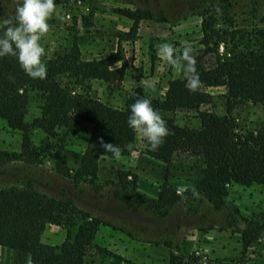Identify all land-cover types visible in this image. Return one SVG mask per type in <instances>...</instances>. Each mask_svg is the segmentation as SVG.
<instances>
[{"label": "trees", "instance_id": "1", "mask_svg": "<svg viewBox=\"0 0 264 264\" xmlns=\"http://www.w3.org/2000/svg\"><path fill=\"white\" fill-rule=\"evenodd\" d=\"M218 1L219 4L211 7L207 0H133L132 6L116 7L114 11L132 21L124 33L129 39L135 38L142 19L171 23L199 15L203 49L193 55L199 83L203 87H224L228 104L225 114L200 110V104L210 103L211 95L200 88L189 91L185 78L170 79L163 98H152L136 87L127 93L121 106H112L84 92L85 83L92 79L107 83L111 89L121 88L126 60L120 47L103 57L82 59L74 42L48 60L47 75L42 80L30 78L15 57H0V120L7 127L21 132L20 150H0V164L13 160L29 164L39 162L43 146L34 144L33 130L46 134L45 146H51L49 138L63 131V137L58 136L62 141L59 152L64 135L79 121L88 125L80 158L73 167L58 166L57 171L75 185L81 182L94 185L98 179L100 157H113L110 152H105L101 139L119 145L122 149L120 156L133 151L136 133L128 127L126 120L129 105L141 95L150 98L153 107L162 111L198 109L197 127L179 125L172 116L162 115L167 121L169 135L156 151H148L144 146L145 154L161 161L166 168L178 151L202 158L199 179L190 188L182 189L183 195L193 199L201 195L213 210L219 212L226 208L230 184L264 185V122L254 130L238 132L230 115L231 100L245 98L264 104V27L256 31L259 36L253 45L240 46L236 40L238 30L233 28L231 17L234 3L231 0ZM11 16L13 14H8L0 0V19ZM260 22L264 25V15ZM207 54L214 58L210 66L203 61ZM33 93L40 100L39 114L28 120ZM128 175L131 180L127 179ZM116 185L121 186L122 192L115 191V194L124 202L153 209L162 215L183 198L178 193L180 188L173 186L168 179L167 172L156 196L140 191L136 174L128 171H119ZM235 214L245 224L239 232L243 246L247 247L264 232V205L257 218L244 217L238 208L228 215ZM49 223L66 229L59 244L41 239ZM102 224L99 216L80 209L72 199L49 195L30 181L0 187V245L27 254L29 264H84L86 250L93 245ZM163 243L169 248L167 264H208L195 251L181 253L172 249L170 241Z\"/></svg>", "mask_w": 264, "mask_h": 264}, {"label": "rangeland", "instance_id": "2", "mask_svg": "<svg viewBox=\"0 0 264 264\" xmlns=\"http://www.w3.org/2000/svg\"><path fill=\"white\" fill-rule=\"evenodd\" d=\"M132 1L56 0L58 14L48 21L49 32L41 41L46 49L42 59L47 64L49 59L74 42L82 59L103 57L120 47L126 60L121 88L111 89L107 83L92 79L85 83L84 92L112 106H121L127 93L136 87L152 98H163L168 81L184 76L167 65L158 55L157 48L165 41L173 43L177 49L189 42L193 48L192 55L200 53L203 49L200 44L201 17L190 15L171 23L142 19L135 38L129 39L124 37V33L129 30L132 21L116 13L114 8L132 6ZM1 2L8 14H14L19 0ZM231 2L234 3L231 8L233 28L238 30L236 40L240 46H251L259 36L256 31L264 27L260 22L264 15V0ZM219 3L218 0H207V5L211 7ZM163 4L167 5V2ZM203 61L210 66L214 58L207 54ZM197 88L211 95L210 103L200 104V110L218 114L227 112L223 86L203 87L199 83ZM39 103V97L33 93L28 120L39 114ZM230 106V115L238 132L254 130L264 122V104L239 98L231 100ZM197 110L177 108L159 112L172 116L179 125L197 127ZM87 130V124L76 122L64 135L59 152L57 150L62 141L58 136L63 137V131L49 138L51 146H45L46 134L33 130L31 137L34 144L43 146L39 162L29 164L13 160L0 164V187L30 181L49 195L72 199L77 207L103 220L93 245L86 250L84 264H167L169 248L164 245L165 240L172 243V249L181 253L195 251L208 264H264V232L244 247L239 229L245 224L238 214L228 215L238 208L244 217L257 218L264 205V185L230 184L226 208L217 212L201 195L195 199L183 195L182 189L190 188L201 175L203 162L200 156L178 151L166 168L161 161L145 154L144 141L138 134L135 135L131 154L119 158L100 157L98 179L94 185L88 182L75 185L57 168L76 165ZM20 142L21 132L7 127L0 120V150L19 151ZM119 171L136 174L137 188L151 196L157 195L167 172L168 179L173 186L180 188L178 193L183 198L163 215L153 209L126 203L115 194V191L122 192L121 186L116 185ZM127 179L131 180V176L128 175ZM65 235L64 227L49 223L41 239L46 243L59 244ZM0 264H29V256L0 245Z\"/></svg>", "mask_w": 264, "mask_h": 264}, {"label": "clouds", "instance_id": "3", "mask_svg": "<svg viewBox=\"0 0 264 264\" xmlns=\"http://www.w3.org/2000/svg\"><path fill=\"white\" fill-rule=\"evenodd\" d=\"M58 14L56 0H19L11 17L0 19V57H15L19 67L32 79H44L47 64L42 59L46 49L42 38L49 32L48 21ZM193 48L185 42L181 49L165 41L157 48L158 55L169 67L184 76L186 87L195 91L199 84ZM136 95V94H135ZM129 105L126 123L145 142L148 151H156L169 135L167 121L154 108L150 98L137 95ZM105 152L119 158L122 149L111 142L100 141Z\"/></svg>", "mask_w": 264, "mask_h": 264}]
</instances>
